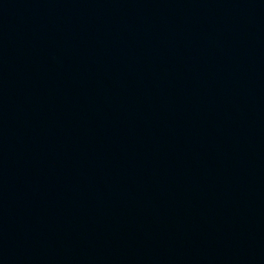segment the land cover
<instances>
[{"label": "water", "instance_id": "obj_1", "mask_svg": "<svg viewBox=\"0 0 264 264\" xmlns=\"http://www.w3.org/2000/svg\"><path fill=\"white\" fill-rule=\"evenodd\" d=\"M0 264H264V0H0Z\"/></svg>", "mask_w": 264, "mask_h": 264}]
</instances>
